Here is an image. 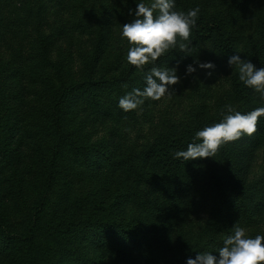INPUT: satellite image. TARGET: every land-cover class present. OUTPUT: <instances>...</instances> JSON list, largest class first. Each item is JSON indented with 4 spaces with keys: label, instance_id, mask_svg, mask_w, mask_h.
Here are the masks:
<instances>
[{
    "label": "rangeland",
    "instance_id": "obj_1",
    "mask_svg": "<svg viewBox=\"0 0 264 264\" xmlns=\"http://www.w3.org/2000/svg\"><path fill=\"white\" fill-rule=\"evenodd\" d=\"M30 1L34 21L26 30L39 37L41 32L49 33L48 39L54 44L48 52L53 62L49 67L56 80L70 76L82 79L86 58L92 55L88 50L92 49L97 53V68L92 77L102 84L78 89L64 102V156L57 173L49 179L45 174L50 120L44 116L46 105L41 103L42 94L33 82L37 70L34 65L26 68L25 81L20 80V68L8 67L0 74V209L7 220L5 236L25 233L33 206L42 204L38 240L29 241L33 246L30 251L24 242L12 240V264H27L35 250L31 264H84L86 257L104 264H141L143 256L130 257L119 246L99 245L88 234L92 224L98 217L115 223L132 214L146 215L153 236H158L161 226L153 206L158 203L159 192L163 190L165 194L166 189L160 188L157 196L150 194L152 190L146 192L142 182L146 180L155 186L161 170V163L144 154L146 145L158 147L186 137L193 139L196 131L223 119L221 110L227 104L242 114L254 107H264L260 94L245 86L238 71L227 64L230 55L239 54L261 68L253 50L256 47L264 59V0H175L179 11L198 7V19L220 18L232 41L230 51L220 50L213 36L192 44L187 53L178 48L170 50L155 66L177 70L181 82L172 86L175 91L171 98L149 100L129 112L118 106L119 99L133 88L142 90L146 86L144 76L153 65L140 72L127 63L129 45L121 38V29L134 19L129 9L135 10L141 2L150 4L151 0ZM16 12L19 13L17 9ZM32 41L36 43V37ZM63 58L66 62L60 74L56 61ZM205 62L214 63L215 69H201L199 63ZM189 64L196 71L186 75ZM260 118L264 121V116ZM78 146L86 154L79 153ZM229 149L238 151V141L223 145L217 158L210 157L208 161L219 170V187L236 190L245 200L253 198L255 202L252 219L235 222L245 228L249 238L264 235V146L250 153L238 183L225 181L239 161L235 153L226 152ZM219 205L231 214L223 201ZM201 219L202 215L192 216V220L198 221L196 233H202L192 240V259L197 252L213 254L217 247H223L214 238L215 241H209L215 227L203 231L199 227L203 224ZM205 232L210 234L205 236ZM0 264H8L2 254Z\"/></svg>",
    "mask_w": 264,
    "mask_h": 264
},
{
    "label": "trees",
    "instance_id": "obj_2",
    "mask_svg": "<svg viewBox=\"0 0 264 264\" xmlns=\"http://www.w3.org/2000/svg\"><path fill=\"white\" fill-rule=\"evenodd\" d=\"M32 4L30 0H0V74L8 67L15 68V70L20 68L22 73L20 80L25 81L23 71L26 68L34 65L37 70L33 82L36 91L42 94L44 102L41 103L46 105L44 116L50 120V149L45 175L52 179L64 156L66 137L63 119L64 102L78 89L98 87L102 81L92 77L97 68L95 61L97 53H94L92 49L88 50L92 55L86 58L84 64L86 72L82 79L77 80L76 76H70L59 79V82L56 80V75L50 71L49 67L53 62H50L52 60L48 58V52L52 51L54 47L52 41L48 39L49 33L41 32L39 37L34 31L26 30V27L33 25L32 21H34L33 10L30 6ZM16 9L19 13L16 12ZM211 36L214 37V43L220 50L227 53L230 51L231 38L227 36L223 23L218 17L198 19L196 26L192 29L189 46ZM35 37L36 43L31 42ZM48 44H52V46L48 48L50 46ZM7 57H9V62ZM253 57L261 67L264 66V59L256 47L253 50ZM35 59L38 62H35ZM64 62H66L65 58L56 61V70L60 74ZM254 109L255 107L250 111ZM257 128L258 130L253 136L245 135L237 140L238 151L226 150L230 155L235 153L239 161L237 168H233L225 181L238 183L243 177V165L250 153L261 145L264 146V121L261 118H259ZM193 142L201 141H194V139L186 137L178 139L176 143L167 142L158 147L148 144L145 147L146 157L161 163L159 179L154 181L155 186L146 180L142 183L146 186V192L149 194L152 190L150 194H155V196L160 188L166 189L165 194L163 190L159 192L158 203L153 206L162 233L160 232L156 237L153 236L155 234L144 217L146 215L132 214L129 218L115 223L98 217L94 220L88 234L105 248L119 246L127 250L130 257L132 255L143 256L141 264L163 262L166 264H187L186 259L190 258L189 254L193 250L192 240L195 235L202 234L201 232L196 233L195 228L198 227V221L192 220V216L202 215L203 224L199 227L203 231L215 227L212 230L213 235H210L208 239L210 242L216 239L217 243L223 245L224 239L230 235L233 226L237 224L235 220L252 219V205L255 202L253 198L245 200L244 196H241L236 190L219 187L218 183L221 180L216 177L219 170L215 167L214 162L208 161L210 157L190 161L174 158L177 151L187 150V145ZM77 148L79 153L86 154L83 147L78 146ZM215 157L217 158V156ZM214 177H216L215 180H209ZM230 193L236 194L238 197H231ZM222 201L226 210H232L231 214H227L221 209L219 204ZM40 205L42 207V204L38 202L36 207L33 206L32 216L25 233H19L18 237L8 234L5 236L4 229L7 220L0 209V254L5 256L8 264L13 263L10 256L12 240L19 242L18 244L24 242L25 246L29 248L28 251L33 250L29 241L36 242L39 238ZM153 207L151 208L153 209ZM215 223L218 224V227L213 226ZM208 234L210 232H205V236ZM175 245L177 246L175 247ZM219 248H216L213 255L219 256ZM35 252L32 251L33 257L27 259V264L33 262ZM162 257H165L163 261ZM84 264H104V262L86 257Z\"/></svg>",
    "mask_w": 264,
    "mask_h": 264
},
{
    "label": "clouds",
    "instance_id": "obj_3",
    "mask_svg": "<svg viewBox=\"0 0 264 264\" xmlns=\"http://www.w3.org/2000/svg\"><path fill=\"white\" fill-rule=\"evenodd\" d=\"M199 12L198 7L187 12L176 10L175 0H151L150 4L141 2L135 10L129 9V15L134 14V19L124 23L121 29V38L129 45L127 63L140 72L147 65L153 66L144 76L146 86L142 90L133 88L119 99L118 106L124 112L141 108L149 100L160 101L165 96L171 98L175 91L172 86L181 82L177 70L160 68L155 66V62L170 50L178 48L184 53L190 50L192 29L197 24ZM227 64L238 71V78L245 86L254 89L264 99V67L257 69L239 54L230 55ZM199 67L214 70L215 64L199 63ZM195 71L196 68L189 64L186 75ZM207 75L211 76L212 72H207ZM221 116L220 122L196 131L193 139L201 142L189 143L187 150L177 151L174 158L184 161L214 158L223 145L245 135L253 136L258 130L259 118L264 116V107L242 114L227 104L221 110ZM218 254L217 257L211 252H197L195 259L189 258L187 264H264V235L249 238L245 228L235 224Z\"/></svg>",
    "mask_w": 264,
    "mask_h": 264
}]
</instances>
